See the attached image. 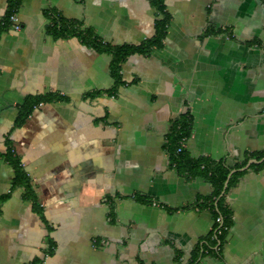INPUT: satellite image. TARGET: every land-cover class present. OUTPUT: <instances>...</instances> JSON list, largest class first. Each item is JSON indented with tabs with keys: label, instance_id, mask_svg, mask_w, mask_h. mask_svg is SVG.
<instances>
[{
	"label": "crops",
	"instance_id": "0c3cea01",
	"mask_svg": "<svg viewBox=\"0 0 264 264\" xmlns=\"http://www.w3.org/2000/svg\"><path fill=\"white\" fill-rule=\"evenodd\" d=\"M164 5L162 47L128 57L116 85L110 54L49 27L77 21L103 44L138 45L154 34L149 0H20L19 31L0 0V264H264V167L222 191L232 225L219 242L198 206L210 184L178 174L166 149L187 115L192 159L232 168L264 152V0ZM42 94L63 100L14 128ZM8 141L37 210L13 186Z\"/></svg>",
	"mask_w": 264,
	"mask_h": 264
},
{
	"label": "trees",
	"instance_id": "16d2710c",
	"mask_svg": "<svg viewBox=\"0 0 264 264\" xmlns=\"http://www.w3.org/2000/svg\"><path fill=\"white\" fill-rule=\"evenodd\" d=\"M150 4L156 11V19L154 20V34L152 37L144 40L138 45H120L110 46L103 44L89 29H81V24L77 21H63L57 18L51 24L50 32L56 37L75 36L80 38L84 43L96 49L99 52L110 54L111 60V74L114 78L115 84L121 83L119 70L120 65L130 56L134 54H146L153 48H161L162 42L166 36V31L169 23V15L165 10V0H149ZM20 0H7V11L3 19V25L9 28L8 18L10 15L17 13ZM63 100L62 97L55 94H42L36 96H27L23 104L18 109L17 118L14 123V128L20 127L28 118L34 108L41 103H50L54 101ZM191 131L190 118L187 115L181 116L172 124L171 131L167 137L166 149L169 154L170 165L180 174L186 178L202 177L212 188V193L209 197L202 198L198 203L200 208H207L212 213L215 224L214 228L217 230L216 238L222 242L224 236L232 225L231 212L224 201V195L220 196L224 184L227 181L231 170L235 172L228 179L225 192L236 184L237 180L244 172L237 171L242 168L247 160L240 164H236L232 168L228 167L224 161H212L207 158L192 159L182 149L177 152V148L181 141L189 138ZM6 160L14 171L13 186H21L24 188V197L28 199L34 210H37L35 197L30 189L29 180L22 170L19 160L15 157L10 147L9 141L6 142ZM256 160L264 157V152L255 153L251 155ZM264 162L259 165H252L251 168H263Z\"/></svg>",
	"mask_w": 264,
	"mask_h": 264
},
{
	"label": "built area",
	"instance_id": "2783aa9c",
	"mask_svg": "<svg viewBox=\"0 0 264 264\" xmlns=\"http://www.w3.org/2000/svg\"><path fill=\"white\" fill-rule=\"evenodd\" d=\"M8 23H9V28L11 30L19 31L21 29V25L16 13L9 16ZM183 142L184 141L180 142L179 147L177 148V152H180L182 150Z\"/></svg>",
	"mask_w": 264,
	"mask_h": 264
},
{
	"label": "water",
	"instance_id": "95a60500",
	"mask_svg": "<svg viewBox=\"0 0 264 264\" xmlns=\"http://www.w3.org/2000/svg\"><path fill=\"white\" fill-rule=\"evenodd\" d=\"M262 162H264V157L261 158L260 160L251 159V160H249V161L247 162V164H246L243 168H241L239 171H244V170L248 169V168L250 167V165H252V164H260V163H262ZM226 186H227V181H226L225 184H224L223 191L225 190ZM222 193H223V192H222Z\"/></svg>",
	"mask_w": 264,
	"mask_h": 264
}]
</instances>
